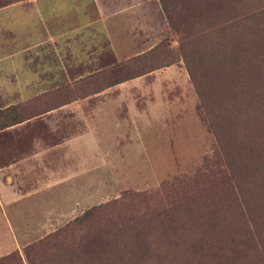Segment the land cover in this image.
Here are the masks:
<instances>
[{
	"label": "rangeland",
	"instance_id": "1",
	"mask_svg": "<svg viewBox=\"0 0 264 264\" xmlns=\"http://www.w3.org/2000/svg\"><path fill=\"white\" fill-rule=\"evenodd\" d=\"M157 5L150 36L108 15L107 32L92 35L84 66L46 53L41 59L65 70L25 80L23 93L0 88V111L16 107L23 116L0 131V258L14 253L26 264L25 247L52 234L138 230L182 243L174 252L182 264H264L262 175L250 179L228 167L231 112L264 106V0L226 8L244 17L227 36H247L250 52L263 56L253 61L259 70L237 78L202 57L210 46L181 43ZM144 54L145 67H161L104 89L126 73L73 88ZM220 171L238 185H222ZM93 208L88 224L72 226Z\"/></svg>",
	"mask_w": 264,
	"mask_h": 264
},
{
	"label": "trees",
	"instance_id": "2",
	"mask_svg": "<svg viewBox=\"0 0 264 264\" xmlns=\"http://www.w3.org/2000/svg\"><path fill=\"white\" fill-rule=\"evenodd\" d=\"M159 2L168 24L179 34L181 43L192 45L195 42L210 46V52L202 57L213 62L215 71L228 70L231 76L237 78L240 74L246 73L245 71L251 74L259 70V67L254 68L253 61L262 55L260 51L255 54L250 52V46L245 39L247 36H227L235 34L244 19L243 16L228 14L226 8L231 7L234 0H159ZM258 44L260 49H264V36H259ZM182 57L192 79L187 57L184 53ZM142 60H147L146 54L116 65L98 74L99 77L91 75L79 80L74 83L73 88L77 90L76 87L82 84L92 86L99 78L108 79L111 75L126 73L100 88L104 89L141 77L161 67V65L145 67ZM263 82L264 80L261 84ZM227 93L229 94V90ZM63 104L65 102L59 105ZM20 112L16 107L0 111V131L20 124L23 121ZM231 120L233 123L229 124V127L234 133V148L232 158L228 162L229 169L232 172L235 170L237 175L250 176V179L256 178L259 172V175H262L260 183L264 184V106L255 109H234L231 112ZM224 174L222 171L219 172L222 185L229 182L232 184L234 180L238 185L236 176L233 178L229 175L227 179ZM230 190L233 196L235 190L231 188ZM141 197L144 195L135 196ZM96 212H98L96 208L88 210L80 218H76L72 226L78 228L88 224ZM169 236L151 234L147 231L140 234L138 230L136 234H125L120 231L116 234H52L36 244L26 246L24 255L26 264H182L181 257L174 254L182 247V243L168 241L166 237ZM150 257L153 259L152 262L149 261ZM0 264L23 262L13 253L1 257Z\"/></svg>",
	"mask_w": 264,
	"mask_h": 264
},
{
	"label": "crops",
	"instance_id": "3",
	"mask_svg": "<svg viewBox=\"0 0 264 264\" xmlns=\"http://www.w3.org/2000/svg\"><path fill=\"white\" fill-rule=\"evenodd\" d=\"M157 8V0H4L0 4V88L23 93L28 86L25 80L65 70L41 59L46 53L59 62L69 57L70 65L84 66L86 58L90 61L92 35L107 32L110 20L140 24L150 36L154 29L148 24L155 22Z\"/></svg>",
	"mask_w": 264,
	"mask_h": 264
}]
</instances>
